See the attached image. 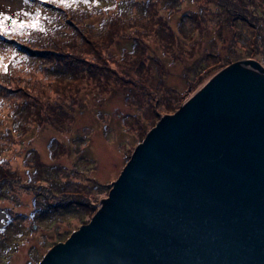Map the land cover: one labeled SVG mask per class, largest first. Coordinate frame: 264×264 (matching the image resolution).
<instances>
[{
  "label": "water",
  "instance_id": "95a60500",
  "mask_svg": "<svg viewBox=\"0 0 264 264\" xmlns=\"http://www.w3.org/2000/svg\"><path fill=\"white\" fill-rule=\"evenodd\" d=\"M40 264H264V67L237 60L162 117Z\"/></svg>",
  "mask_w": 264,
  "mask_h": 264
},
{
  "label": "rangeland",
  "instance_id": "374dc122",
  "mask_svg": "<svg viewBox=\"0 0 264 264\" xmlns=\"http://www.w3.org/2000/svg\"><path fill=\"white\" fill-rule=\"evenodd\" d=\"M216 3L218 2L215 0L214 4ZM25 6L27 4L24 0H0V13L3 11L14 13ZM189 8L197 9V6L189 2L185 10ZM197 10L204 12L201 9ZM223 14L226 13L223 12ZM228 21L226 18L225 24ZM172 22L184 24L185 21L177 16ZM235 26L238 29V24ZM208 31L205 34L204 44L198 47L195 57L192 59V56H189L190 60L185 62L173 63L170 57L151 52L153 56L156 54L161 57L159 59L168 62L165 76L161 75L156 65L151 68L155 76L154 82H151L152 92L157 93L159 90V94L152 95V102L149 104H144L150 100L147 96L141 98L145 94L143 93L145 87L137 89L127 84L117 86L111 92L100 86H95V89L88 85L89 81L85 83L84 80L79 79L83 83L78 87L73 88L68 85L66 88L53 85L46 91L42 88V83L51 74L53 71L51 68L54 66L47 67L46 64L49 66L50 64L42 56L34 62V68L27 66L12 76L13 94L6 95L0 91L3 95L0 114L7 115V120L0 121V152L8 158L9 165L15 169L16 177L13 172L8 176L18 180L4 187V192L0 193V206H7L17 215L21 214L15 220V226L13 225L5 232L0 230V236L6 237L1 245L10 244L11 249H9L10 254L6 264H29L30 262L40 264L53 246L66 241L74 231L86 224L82 220L86 217L87 210L75 204L65 205L57 211L54 210L56 209L54 206L50 209V205L56 202L63 205L61 201H64V196L73 201L78 200V203L88 199L100 200L99 209L104 206L115 182L132 157L137 147L136 142L142 138L137 135L139 133L136 131L137 125L135 126L132 120L136 115L141 117L146 112L145 108L151 111V107H156L162 114L157 124L162 117L182 107L215 74L206 79L202 87L195 93L193 91L191 97L185 98L186 100L174 110L162 108L165 102L169 101L168 96L176 97L177 90L181 88V93L187 91L189 81L185 80L182 74L190 71L193 76L190 75L195 77L193 69L200 68L206 53H216L221 50L220 55L224 56L223 53L231 51L224 56L225 59L234 58L233 62L241 59H255L264 67L262 54L257 52V54L252 53L253 56L248 55L247 46L252 49L254 45L251 42L252 36L231 35L226 28L224 33L222 28L221 34L216 33L215 29H208ZM233 38L236 40L234 41ZM116 48V51H121L118 46ZM160 49L159 46L161 53ZM143 69L146 68L143 67ZM194 71L196 74L200 70ZM143 74L146 77V73ZM130 75L135 76V73ZM163 78H166L165 83L169 88V92L165 89L164 94L160 88V82H162L160 80ZM37 79H39L38 82L35 81ZM68 81L73 83L74 79L68 78ZM146 98L148 100H145ZM14 100H19L21 103L25 101L36 103L33 108L22 106L19 108L20 111H15L13 110ZM16 113L20 115L19 118L15 115ZM149 131H146L147 134ZM31 179H35V185L29 182ZM57 179L60 180V184ZM28 184L30 186H26ZM31 186H35L33 188L35 191L30 189ZM36 192L42 195L48 193L50 201L53 202V204L47 203L50 213L47 212L43 217H36L39 225L37 222H35L36 225L34 224L32 216L34 205L36 208L40 207L34 200L37 198L40 201ZM52 194L56 196L52 198ZM7 218V213L0 208V229L3 228ZM72 218L78 221L72 223L71 227L69 225L60 227V223L69 222ZM33 227L34 230H30ZM8 231H14L17 238L15 241H12Z\"/></svg>",
  "mask_w": 264,
  "mask_h": 264
},
{
  "label": "trees",
  "instance_id": "16d2710c",
  "mask_svg": "<svg viewBox=\"0 0 264 264\" xmlns=\"http://www.w3.org/2000/svg\"><path fill=\"white\" fill-rule=\"evenodd\" d=\"M216 1L218 6L214 4L215 0H69L67 4L60 3L59 0H27V2L24 0L27 6L18 11L0 13L3 14L0 16V20H3L4 27L8 30L6 33H0V91L6 95L13 94L11 91V83L14 80L12 76L27 66L34 68V62L42 56L50 64V66L46 64L47 67L54 66L51 68L53 70L51 74L42 83V88L46 91L53 85L66 88L68 85L73 88L78 87L83 83L79 79L84 80L85 83L89 81L88 85L95 89V86H100V88L111 92L115 87L127 84L137 89L145 87L143 89L145 94L141 98L147 96L150 100L144 104H149L152 102V95H157L159 92V90L157 93L152 92L151 82H154L155 76L151 68L156 65L161 75L165 76L168 62L159 59L161 57L156 54L153 56L151 52L168 56L173 63L190 60L189 56H192L193 59L198 47L204 44L208 29H215L216 33L221 34L222 28L223 33L226 28L231 35L247 34L252 36L251 42L254 45L252 49L247 46L248 55L253 56L252 53L257 54L258 52L264 57V0ZM189 2L196 4L197 9L204 12L201 13L193 8L185 10ZM215 13L217 14L214 16ZM177 16L185 21L184 24L172 22L173 18ZM226 18L229 20L227 24H225ZM21 24H24V27H21ZM33 24L35 27L32 26ZM236 24H238V29ZM233 40L236 39L233 38ZM117 46L118 49H121L120 52L116 51ZM220 52L222 53L221 50ZM220 52L206 53L200 68L193 69L195 77H192L190 71V73L185 71L182 76L189 81L187 91L181 93V88L177 90L176 97L168 96L169 101L165 102V106L162 108H173L174 110L181 102L191 97L193 91L195 93L202 87L206 79L233 62L234 58H224L231 51L223 53L224 56L220 55ZM129 63L131 64L128 65ZM194 70L200 71L195 74ZM129 73H135V76ZM143 73H146V77ZM68 78H73V83H69ZM38 80L35 81L38 82ZM160 81H162L160 82L162 94L165 89L169 92L165 83L166 78ZM181 81H183L182 78ZM2 98L3 95L0 92V104L3 103ZM176 98L179 100H175ZM35 103L29 101L21 103L19 100H14L15 109L12 108L15 111H20V107L33 108ZM144 110L146 112L141 117H136V115L132 120V123L137 125L136 131L139 132L137 135L142 136L136 145L144 140L146 131L153 128L159 116H162L156 107H151V111L146 108ZM15 115L20 117L18 113ZM6 116L0 114V121L7 120ZM107 128L109 127L107 126ZM0 161L3 162L0 163L1 193L4 192V187L7 184H12L18 179L14 180L13 176H8L12 172L15 173V169L9 165L8 158H5L1 152ZM7 164L9 166L4 167ZM57 180L60 184V180ZM29 182L35 185V179H31ZM34 187L31 186L30 189L34 190ZM36 194L40 197V201L37 198L34 200L40 207L36 208L33 204L34 224L38 217H43L47 212L50 213L47 203L53 204L48 193L42 195L40 192H36ZM51 196L53 198L56 195L52 194ZM69 199L64 196V201L60 200L63 205L56 202L54 205H50V209H53L54 206L56 208L54 210L57 211L65 205L75 204L77 207L87 210L86 217L82 221L88 223L100 207V200L88 199L78 203V200ZM42 205L45 206L42 207ZM0 208L8 216L3 228L0 229L1 232H5L8 228L15 226V220L20 217L21 213L17 215L7 206H0ZM76 221L78 220L72 218L69 222L60 223V227L68 225L71 227L72 223ZM37 225H39L38 222ZM30 230H34V227ZM8 234L11 235L12 241L17 239L14 231H10ZM4 239H6L5 235L0 236V264L7 263L11 250L10 244L4 245L7 247L1 245L5 241Z\"/></svg>",
  "mask_w": 264,
  "mask_h": 264
},
{
  "label": "snow or ice",
  "instance_id": "6c2138e0",
  "mask_svg": "<svg viewBox=\"0 0 264 264\" xmlns=\"http://www.w3.org/2000/svg\"><path fill=\"white\" fill-rule=\"evenodd\" d=\"M27 2V0H25ZM60 3L67 4L69 3V0H59ZM0 16H3V14H0ZM5 18H10V17H5ZM35 27V24L32 25ZM21 27H24V24H21ZM8 30L4 27L3 20H0V33H6ZM0 163H3L0 161Z\"/></svg>",
  "mask_w": 264,
  "mask_h": 264
},
{
  "label": "bare ground",
  "instance_id": "6f19581e",
  "mask_svg": "<svg viewBox=\"0 0 264 264\" xmlns=\"http://www.w3.org/2000/svg\"><path fill=\"white\" fill-rule=\"evenodd\" d=\"M151 129H152V128H151ZM151 129H150V130H151Z\"/></svg>",
  "mask_w": 264,
  "mask_h": 264
}]
</instances>
